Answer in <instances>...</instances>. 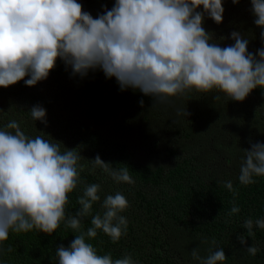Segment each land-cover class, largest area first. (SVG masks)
<instances>
[{
    "label": "trees",
    "instance_id": "trees-1",
    "mask_svg": "<svg viewBox=\"0 0 264 264\" xmlns=\"http://www.w3.org/2000/svg\"><path fill=\"white\" fill-rule=\"evenodd\" d=\"M78 3L95 18L115 0ZM222 3V23L207 15L203 20L212 42L232 45L231 33L236 31L248 39L249 52L264 47V29L254 23L251 0ZM36 105L46 110L47 125L30 116ZM11 120L30 138L43 136L60 142L61 151L80 153L83 170L69 194L66 215L80 210L78 197L87 185H100V200L80 218V231L92 227L94 215H103L106 196L120 192L128 200L129 207L121 213L127 218V232L118 242L102 230L86 238L98 255L111 254L114 260L130 255L135 264H200L192 258L193 249L206 258L223 248V264H264V229L254 224L249 236L243 227L249 218L264 219V177H254L250 185L238 179L244 150H250L251 143H264V89L253 90L243 102L214 91L188 93L162 104L139 90L121 91L116 79L106 78L100 69L84 78L74 76L58 59L49 77L37 85L28 87L22 80L0 88V129ZM97 155L113 169L126 166L134 183L115 182L90 162ZM227 181L233 191L224 186ZM234 204L240 211L230 214ZM78 234L63 222L51 235L35 229L10 231L0 242V264H59L56 249L69 247ZM253 244L260 249L255 256L247 252Z\"/></svg>",
    "mask_w": 264,
    "mask_h": 264
},
{
    "label": "clouds",
    "instance_id": "clouds-1",
    "mask_svg": "<svg viewBox=\"0 0 264 264\" xmlns=\"http://www.w3.org/2000/svg\"><path fill=\"white\" fill-rule=\"evenodd\" d=\"M251 5L255 25L264 29V0H251ZM223 13L222 0H115L111 9L95 18L77 0H0V88L22 80L33 87L49 77L59 59L74 76L84 78L90 70L100 69L106 78L116 79L121 91L139 90L162 104L188 93L214 91L243 102L253 90L264 89V47L249 52L248 39L236 31L231 33L232 45L212 42V34L202 26L204 17L220 24ZM29 114L47 125L42 106H33ZM183 114L189 115L187 110ZM61 145L43 136L30 138L15 120L0 129V242L10 231L35 229L51 235L63 222L79 234L69 247L56 249L59 264H135L130 255L115 260L111 254L98 255L86 242L98 230L113 243L126 234L128 222L121 213L129 202L123 194L106 196L103 215H94L86 232L80 231V218L100 200L99 184L87 185L78 197L80 210L66 215L83 165L77 149L61 151ZM244 153L238 179L243 185L254 184V177H264V143H251ZM90 162L117 183H134L126 166L113 169L98 155ZM224 186L233 191L231 181ZM239 211L234 204L230 214ZM254 224L264 229V219L244 221L249 236ZM238 240L246 244L243 236ZM259 250L255 244L247 247L251 256ZM191 255L200 264L226 260L223 248L206 258L197 249Z\"/></svg>",
    "mask_w": 264,
    "mask_h": 264
},
{
    "label": "rangeland",
    "instance_id": "rangeland-1",
    "mask_svg": "<svg viewBox=\"0 0 264 264\" xmlns=\"http://www.w3.org/2000/svg\"><path fill=\"white\" fill-rule=\"evenodd\" d=\"M83 0H78V2H82Z\"/></svg>",
    "mask_w": 264,
    "mask_h": 264
}]
</instances>
